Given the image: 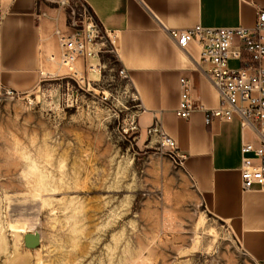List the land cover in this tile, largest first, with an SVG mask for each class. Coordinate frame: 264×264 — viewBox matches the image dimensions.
Masks as SVG:
<instances>
[{"label": "rangeland", "instance_id": "1", "mask_svg": "<svg viewBox=\"0 0 264 264\" xmlns=\"http://www.w3.org/2000/svg\"><path fill=\"white\" fill-rule=\"evenodd\" d=\"M51 56L35 88L0 97V264H251L181 164L140 139L115 50L73 70Z\"/></svg>", "mask_w": 264, "mask_h": 264}, {"label": "crops", "instance_id": "2", "mask_svg": "<svg viewBox=\"0 0 264 264\" xmlns=\"http://www.w3.org/2000/svg\"><path fill=\"white\" fill-rule=\"evenodd\" d=\"M79 1L109 33L118 66L130 78L140 106L134 119L140 139L146 142V129L158 120L183 154L181 167L201 203L231 228L251 261L264 264V189L243 190L239 171L242 142L259 141L236 118L206 123V110L219 103L208 65L196 42L182 49L168 33L197 24L252 27L264 0ZM67 16L48 0H0V84L27 92L40 83L46 59L58 51L54 31L66 29ZM181 77L197 105L188 118L175 114Z\"/></svg>", "mask_w": 264, "mask_h": 264}, {"label": "built area", "instance_id": "3", "mask_svg": "<svg viewBox=\"0 0 264 264\" xmlns=\"http://www.w3.org/2000/svg\"><path fill=\"white\" fill-rule=\"evenodd\" d=\"M48 1L68 12L66 29L54 31L63 65L71 69L76 60L86 62L89 57H98L99 53L108 51L110 35L86 5L79 0ZM168 33L182 49L189 42H196L200 49V61L208 65L206 72L218 92L219 103L217 107L206 110V123L212 118L225 121L236 118L240 126L248 129L259 141L258 145L251 141L242 142L239 171L243 190L256 186L264 189V10L257 13L252 27L197 24L188 29H170ZM230 61H237V66H230ZM119 72L128 77L125 69ZM180 85L182 91L175 114L188 118L197 105L189 99L187 79L181 77ZM2 96H16V91L0 84ZM146 132L156 139L162 152L182 164L183 154L158 120ZM251 264L260 263L251 261Z\"/></svg>", "mask_w": 264, "mask_h": 264}, {"label": "water", "instance_id": "4", "mask_svg": "<svg viewBox=\"0 0 264 264\" xmlns=\"http://www.w3.org/2000/svg\"><path fill=\"white\" fill-rule=\"evenodd\" d=\"M25 243L31 246H35L39 243V239L36 235H34L33 233H27L25 234Z\"/></svg>", "mask_w": 264, "mask_h": 264}, {"label": "bare ground", "instance_id": "5", "mask_svg": "<svg viewBox=\"0 0 264 264\" xmlns=\"http://www.w3.org/2000/svg\"><path fill=\"white\" fill-rule=\"evenodd\" d=\"M91 65L93 66V65H94V63H92ZM96 70H97L96 68H92V69H91V72H92L91 74H96V73H97V71H96ZM93 72H94V73H93ZM203 219H204V217H203V216H201V217H200V221L202 222V221H203ZM25 234H26V233H25ZM33 234H34V235H36V236L38 237L37 233H35V232H34ZM38 239H39V237H38Z\"/></svg>", "mask_w": 264, "mask_h": 264}]
</instances>
